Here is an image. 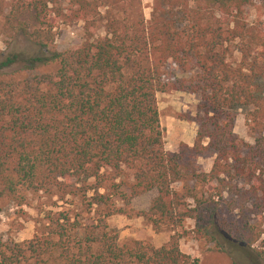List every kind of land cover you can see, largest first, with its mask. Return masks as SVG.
<instances>
[{"label": "trees", "instance_id": "1", "mask_svg": "<svg viewBox=\"0 0 264 264\" xmlns=\"http://www.w3.org/2000/svg\"><path fill=\"white\" fill-rule=\"evenodd\" d=\"M250 8L256 23L249 21ZM262 10L264 0H154L146 21L140 0H13L9 20L31 15L47 32L57 22H79L88 32L102 24L104 36L89 35L49 59H26L25 71L58 63L39 81L0 72V194L19 206L28 193L59 202L69 197L95 214L80 227L64 212H48L47 225L30 242L0 247V264H198L179 241L215 243L220 232L264 249ZM233 46L240 55L235 66L228 62ZM17 61L6 57L0 71ZM170 92L199 98L195 115L181 116L196 126L192 145L180 142L171 152L164 149L157 106V95ZM239 108H250L252 144L233 132L231 112ZM213 156L208 173L198 169V157ZM220 178L242 183L239 215L259 218L260 231L223 217L222 193L211 186ZM152 191L147 210L129 208ZM115 198L127 209L116 208ZM115 214H133L154 232L173 234L159 248L142 241L119 245L106 223ZM186 220L192 229L183 227Z\"/></svg>", "mask_w": 264, "mask_h": 264}, {"label": "rangeland", "instance_id": "2", "mask_svg": "<svg viewBox=\"0 0 264 264\" xmlns=\"http://www.w3.org/2000/svg\"><path fill=\"white\" fill-rule=\"evenodd\" d=\"M100 1V0H95ZM142 14L146 21L150 18L152 4L154 0H140ZM13 0H0V62L6 57L17 56V62L9 68L2 69L0 72L5 74L6 79L19 77L26 78L28 81H39L41 77L52 75L58 69L57 62H47L37 64L30 71H25V60L28 58L49 59L53 53H65L78 47L86 40L104 36L102 24L94 30L85 31L82 23L63 25L60 22L47 32V28L39 27L31 15L18 17L16 20H9L8 13ZM194 2V0H190ZM255 4L260 5V2ZM106 8L100 7L103 15ZM247 15L251 23L257 22V14L254 9L247 10ZM260 22L264 24V10L260 13ZM25 29V31H24ZM240 55L233 46V52L228 58V62L237 65ZM18 75V76H17ZM262 86L264 96V82L257 81ZM41 87V86H40ZM199 103L197 95L186 94L183 92H170L168 94L157 95V106L160 112V125L164 130V149L174 151L177 145L187 142L192 145L196 126L193 122L183 121L181 116H194ZM250 108H239L234 110L233 132L248 144L253 143V133L250 132L249 122L246 116ZM184 141V142H183ZM213 157H198L196 165L199 170L208 173L211 169ZM92 180L86 183L92 185ZM211 186L216 187L222 193L223 217L230 223H249L256 231H260L261 221L254 215L245 212L239 215L240 201L236 191L244 188L240 182L227 183L220 178L218 182H213ZM175 190L183 192L182 185L173 186ZM192 187V184H188ZM197 194L200 193V186H195ZM204 189L208 192L205 187ZM209 193V192H208ZM156 195L155 191L133 199L128 205L130 209L145 211L150 200ZM91 196V191L87 192V197ZM25 204L19 206L18 202H13L0 194V247L3 245H25L30 242L37 229L47 225L46 215L48 212H64L70 222L77 223L80 227L92 224L95 218L93 211H88V207L78 199L66 198L59 202L55 198L48 199L41 194L28 193L25 195ZM192 204L191 201H189ZM247 205L242 211H245ZM115 206L118 209L125 208L123 202L115 198ZM109 229L116 230L118 233V244L122 245L129 241H142L150 244L154 248H159L166 244L173 234L170 229H162L154 232L150 224L141 218H136L133 214L128 219L124 215L115 214L106 219ZM186 230L194 227V222L186 220L183 224ZM81 233V232H80ZM263 237V236H262ZM261 237V238H262ZM215 243H207L203 240L196 241L185 238L179 241L180 250L193 259L198 260V264H264V249L260 247V242H256L251 247L238 242L235 237L220 232L215 235Z\"/></svg>", "mask_w": 264, "mask_h": 264}, {"label": "crops", "instance_id": "3", "mask_svg": "<svg viewBox=\"0 0 264 264\" xmlns=\"http://www.w3.org/2000/svg\"><path fill=\"white\" fill-rule=\"evenodd\" d=\"M184 142V141H183ZM185 144H187L188 146H191V144L190 143H187V142H184Z\"/></svg>", "mask_w": 264, "mask_h": 264}]
</instances>
